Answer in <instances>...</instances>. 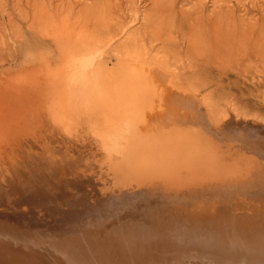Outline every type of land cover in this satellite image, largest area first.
Wrapping results in <instances>:
<instances>
[{
    "label": "rangeland",
    "instance_id": "obj_1",
    "mask_svg": "<svg viewBox=\"0 0 264 264\" xmlns=\"http://www.w3.org/2000/svg\"><path fill=\"white\" fill-rule=\"evenodd\" d=\"M41 1L0 0V44L3 46V33L15 30L9 46L16 50L20 42L21 50L15 68L9 67L7 60L2 61L5 50L0 52L2 253L14 249L26 252L25 246L35 245L46 247L59 264H89V260L94 261L91 264H137L129 257L124 259L125 254L116 250L113 241H126L128 245L141 240L158 247L153 256L157 264L204 251L192 234L207 236L211 232L219 240L233 239L235 232L228 230L232 213L250 212L251 201L263 202L259 194L264 189L229 193L225 221L217 229L203 225L200 217L193 215L202 211L201 203L173 200L176 193L172 198L161 193L182 188L189 191V187L200 188L212 180L264 183V147L246 153L245 148L224 137L221 140L225 143L220 144L206 133L195 135L188 130H196L192 122L179 128L170 122L156 129L155 121L147 122L143 117L160 106L158 93L169 87L168 92L165 88L167 94H188L202 105L215 103L216 107L203 105L212 125L215 123L210 111L214 110L220 113L219 118L227 114L226 120L234 123L249 121L264 126V0H173L169 7L172 10L162 18L150 16L146 26L139 18L133 23L127 20L130 33L139 30L134 41L123 47H129L125 57L135 64L129 78L105 83L90 67L84 84L74 80L77 69L73 70L60 53L69 48L59 52L56 40L67 32L61 19L72 21L70 12H82L99 0H49L58 6V13L55 16L48 11L44 21L47 26L39 35L33 30L32 20L35 11L46 10L34 5ZM156 1L144 0L137 6L142 12H150ZM121 3L126 12L128 5L123 0ZM225 13L242 22L246 35L244 45L236 47L233 55L222 49L226 48L224 41L218 42L216 50L210 41L212 21ZM217 26L214 30L218 37L230 35L231 28ZM125 38H116L112 46L122 47ZM73 46L76 53L79 45ZM190 46L198 54L194 64L189 62ZM154 52L160 54L156 57L168 56L172 65L167 70L159 69L166 77L156 85L143 78L142 71L154 61ZM107 61V69L116 68L114 58ZM203 62L207 65L205 74L199 67ZM259 125L256 127L261 128ZM15 136L24 141V146L16 147ZM86 175L93 183L90 186H84ZM123 193L135 199L119 208L107 206L112 202L110 196ZM128 215L136 225L120 223ZM116 221L121 224L118 230ZM178 226L190 236L181 238ZM235 227L240 241L241 235L261 234L247 245L249 250L264 249L262 221L254 230L243 225ZM127 234L133 237L127 238ZM192 242L196 243L189 244ZM112 243L113 247L108 248ZM177 243L187 247L181 252L163 249ZM257 251L252 254L258 255ZM0 264H5L1 256Z\"/></svg>",
    "mask_w": 264,
    "mask_h": 264
},
{
    "label": "bare ground",
    "instance_id": "obj_2",
    "mask_svg": "<svg viewBox=\"0 0 264 264\" xmlns=\"http://www.w3.org/2000/svg\"><path fill=\"white\" fill-rule=\"evenodd\" d=\"M122 0H99L98 4L94 5L93 7L84 9L82 12L74 13L70 12L68 15L72 21H68V17L61 19L62 23L65 26L67 32L61 36V39L56 40L58 51L65 49L66 47L71 50L68 52L62 53L66 56L68 63L72 64L73 70L77 69V73H74V80L78 81L82 84L85 83L87 79L86 69L93 68L99 76L104 79L105 83H118L119 80H126L131 75L132 69L134 65L132 64V60H128L130 58L125 57V53L128 49L126 48L128 43H132L133 37L139 33V30L133 31L130 33L129 24H126L125 21L128 22H136L137 18L144 20V25L146 26L147 21H149L150 16L154 19L162 18L168 10H172L169 7L171 6V1L173 0H158L154 3V8L150 10V12H142L138 8L137 4H143L144 0H123L127 5L128 9L123 10L121 9ZM147 1V0H145ZM35 6L41 5L46 10L43 11H35L33 15V22L35 23L34 31L40 35L41 31L47 26L44 21H47L49 16L48 11L54 12L55 16L58 13V6L52 5V3L48 0H42L40 3L34 4ZM140 12V13H139ZM53 15V18H55ZM52 17V16H51ZM148 17V20H147ZM222 17V18H220ZM220 17L215 18L214 21L211 23V32H210V41L212 44L213 49L218 48V42L224 41V45L226 48L224 49L228 54L233 55L236 53L237 48L241 47L245 43L246 35H243L242 32V22L237 20L234 17L229 16L228 14H222ZM122 21V24H121ZM127 22V23H128ZM69 23V24H67ZM224 28H231L230 35H221L218 37L217 30H214L215 26ZM236 24V25H235ZM217 26V27H218ZM85 27V28H84ZM172 28V25L169 26ZM236 28V29H235ZM15 30L10 32L9 34L3 33L2 40L3 46L0 44V52L5 50L2 61L7 60V64L9 67H17L18 66V59H20L19 54L17 52L20 50V42H17L19 48L16 50L11 49L9 46V39L14 37ZM60 32V31H59ZM249 33V32H248ZM246 33V34H248ZM42 34V33H41ZM128 35V36H127ZM126 37L123 41L126 44L117 46H112L111 42L119 37ZM77 40L74 42L73 40ZM16 43V42H15ZM79 48L77 49L76 53L74 50V45ZM126 45L125 48H123ZM222 46V44L220 45ZM191 47V46H190ZM233 47H237L236 49H232ZM189 62L193 64L196 63L198 54L195 52V49L192 47L189 49ZM215 55V54H214ZM160 56V54L154 52L153 57L154 61H150L144 71L143 78L151 79L155 83V85L160 82V79L166 77L165 74L159 70L160 68L163 70H167L172 65L169 64V57L165 55V57H156ZM217 56V55H215ZM114 58L116 61V68L115 69H107V60H111ZM201 59V58H200ZM32 62L39 63L38 60H32ZM204 63V62H203ZM207 65L202 64L200 67L201 74H205L207 71ZM146 70V71H145ZM249 73V70L245 71ZM81 74L79 79L77 78L78 75ZM165 88H167V92L169 87H164L162 92L158 93V108L152 111L151 113L145 112V121L153 122L155 121L156 129H160L163 125L173 123L176 128L181 126L186 127L187 125H191L189 123L192 122V125H196V130L193 128H183L184 130L187 129L192 131L195 135L202 137L205 133L214 139L217 143H225L222 141V137L227 141H232L238 147L245 148L246 153H251L250 151L255 152L256 149L259 147H264V126L255 124L253 125L252 122L249 121H239L238 123H234L231 119L226 120L227 114L222 115L219 118V114H217L214 110L210 111V115L212 120H214L215 125L210 124L207 120L205 113H204V106L209 108L216 107L215 103L212 102H204V106L201 103H198L196 100L192 98L191 95H179V93L167 94L165 93ZM203 102V101H202ZM216 110V109H215ZM214 113V116L212 115ZM256 125L261 126V128H257ZM154 129V128H153ZM155 129V130H156ZM165 129V128H162ZM181 130V129H176ZM202 134V135H200ZM226 136V137H225ZM17 138V136H15ZM16 140V139H15ZM21 144L24 146V141L21 138H17V145L16 147ZM165 147V146H164ZM11 148L14 149L15 147ZM249 150V151H248ZM4 154V153H3ZM255 153H253L254 155ZM86 179L90 178V176L86 175ZM219 179V178H218ZM217 179V180H218ZM80 185L83 184L84 180ZM78 181V180H76ZM213 183L202 186L200 188L196 187H189L191 189L187 191L186 189L182 188L183 190H176L170 192H163L161 193L166 198H172V196L177 194L176 197L172 198L176 200L178 198H182L183 200H191L192 202H199L202 206L201 212L193 213L200 217V221L202 220V224L205 226H212L214 228H219L222 222L225 221L224 217L226 216L225 210H228L227 206L229 205L226 199V196L230 193H235L236 191H243L248 190L249 192H253V189L260 188L264 189V183L261 181H257L254 183L252 181L248 182L247 184H243L242 182L238 184H234L232 181H218L215 182L212 180ZM84 186H90L93 183L91 179H88L84 182ZM264 192V190L262 191ZM264 193H260L261 199L263 201L259 204L257 202H250L251 203V211L241 215H238L236 212H233V219L232 223L230 224L231 229L230 233L233 231L235 235L232 237L231 240H219L216 237L211 235V232H207L209 235H193L195 240L198 241L197 245H201L205 247L204 251H200L197 253L193 251L192 254H188L183 260L180 257L174 258L170 262H162L157 264H264V249H260L257 251L259 254H252L256 251L255 248H248V245L253 242L257 241L261 238V234L256 232L252 234H246V236L241 235L242 240L236 238V225L237 227L243 225L248 227L250 230H254L255 225L257 226L260 221L264 223ZM137 197V195L135 194ZM77 200H80L79 197H76ZM75 198V199H76ZM112 202L107 204L112 208L126 206L127 201L134 200V195H129L127 193H123L121 195L110 196ZM226 199V200H225ZM259 200L258 198L256 199ZM255 200V201H256ZM254 203V204H253ZM257 204V205H256ZM255 205V206H254ZM242 216V217H240ZM130 215L127 217H123V221L120 223L123 226H133L136 224H132L134 219H128ZM69 221V220H68ZM128 222V224H126ZM116 225H120L115 229H120L121 224L116 221L114 222ZM234 226V227H233ZM177 233H181V238H187L188 233L181 227H177ZM238 231V230H237ZM239 232V231H238ZM206 233V234H207ZM215 236V235H214ZM133 237L130 234H127V238ZM116 245V250L123 251L124 259H133L135 263L140 264V262L148 264H156L155 258L158 247L154 246V242L150 243H143V241L139 240L138 242L131 241L127 245L126 241H113ZM207 242L210 244L207 245ZM241 242V244L239 243ZM196 242H192L189 244H193ZM248 244V245H247ZM106 246V245H105ZM104 246V247H105ZM5 246L0 244V256L1 260L5 264H59L55 262L53 257L48 254L46 247H39L35 245H27L25 246L26 252H22L21 249H14L10 253L5 252L2 253ZM113 243L109 244L108 248H112ZM167 247V246H166ZM169 247V246H168ZM187 245L183 243H177L171 245L167 249L169 251L175 249L181 252V248H186ZM37 248V249H36ZM49 248L52 249V246L49 245ZM183 249V250H184ZM45 254H44V253ZM183 253V251H182ZM185 254H181L183 257ZM262 254V255H260ZM129 257V258H128ZM150 259V260H149ZM65 261V259H63ZM79 260V259H78ZM94 261L89 260V264L93 263ZM61 264H65L62 262ZM123 264V263H122Z\"/></svg>",
    "mask_w": 264,
    "mask_h": 264
}]
</instances>
